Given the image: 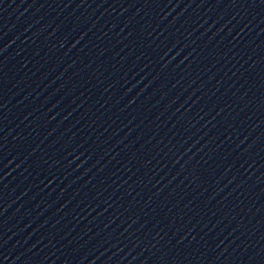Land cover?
Here are the masks:
<instances>
[{
	"label": "water",
	"instance_id": "water-1",
	"mask_svg": "<svg viewBox=\"0 0 264 264\" xmlns=\"http://www.w3.org/2000/svg\"><path fill=\"white\" fill-rule=\"evenodd\" d=\"M0 264H264V0H0Z\"/></svg>",
	"mask_w": 264,
	"mask_h": 264
}]
</instances>
